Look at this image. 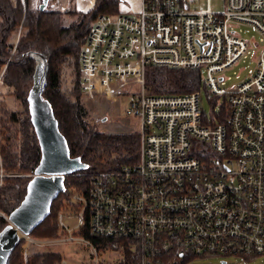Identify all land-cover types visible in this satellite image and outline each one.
<instances>
[{
	"label": "built area",
	"instance_id": "obj_1",
	"mask_svg": "<svg viewBox=\"0 0 264 264\" xmlns=\"http://www.w3.org/2000/svg\"><path fill=\"white\" fill-rule=\"evenodd\" d=\"M238 24L264 36V0H225L218 13L208 0L193 12L189 0H140L136 13L95 18L78 55L81 94L110 98L121 85H140L124 111L138 120L139 160L98 173L87 198L76 194L77 208L68 209L77 222L68 227L71 213L62 211L57 242H84L75 233L87 213L92 235L132 239L139 264H212L195 260L264 253V48L250 78L221 87V73L247 53L233 30ZM149 65L200 71L209 93L226 99L225 122L202 123L198 93L147 94ZM7 176L0 159V185Z\"/></svg>",
	"mask_w": 264,
	"mask_h": 264
},
{
	"label": "trees",
	"instance_id": "obj_2",
	"mask_svg": "<svg viewBox=\"0 0 264 264\" xmlns=\"http://www.w3.org/2000/svg\"><path fill=\"white\" fill-rule=\"evenodd\" d=\"M33 0H0V70L3 85L9 94L22 104L24 116L16 111L0 109V159L7 176L0 185V230L7 224L28 192V186L41 160L38 135L34 129L28 97L33 85L36 67L41 57L47 63L42 99L56 124L69 157L76 160L78 168L64 178L63 189L53 200L46 218L32 230L30 237L47 240L59 236L58 215L73 207V197H88L92 179L101 172L118 171L123 166L134 165L139 160V133H103L88 120V112L81 102L80 70L78 55L87 31L98 15H115L120 12L121 0H95L85 12L39 10ZM51 1V0H50ZM77 18L66 25L64 15ZM23 31L17 34V31ZM18 38L13 48L14 36ZM70 66L73 71L72 87L61 88L62 69ZM144 89L149 95H180L210 93L200 71L167 67L146 66ZM83 96V95H82ZM212 107L218 111L207 115L202 111V123H224L229 109L224 97H210ZM221 101L220 104H218ZM87 213L82 227L75 233L96 253L120 251L118 264H139L141 251L132 239H111L92 235L87 226ZM25 240L10 254L7 264H62V255L55 252L28 253L24 259Z\"/></svg>",
	"mask_w": 264,
	"mask_h": 264
},
{
	"label": "rangeland",
	"instance_id": "obj_3",
	"mask_svg": "<svg viewBox=\"0 0 264 264\" xmlns=\"http://www.w3.org/2000/svg\"><path fill=\"white\" fill-rule=\"evenodd\" d=\"M39 1V0H38ZM38 1L34 3L37 6ZM62 8H64L65 0H59ZM210 4V9L212 12L218 13L224 10L225 0H208ZM207 7V0H189V11H198ZM50 9V8H48ZM72 11H76L75 6L72 7ZM62 13L64 11H61ZM66 12V11H65ZM77 12V11H76ZM131 13V12H130ZM77 17L71 15L70 13L64 15L63 22L68 25L70 22L75 20ZM233 30L235 33L248 44L247 53L244 57H241L231 68H228L221 76L223 78V85L221 86L225 90H231L238 84L250 78L251 73L254 72L259 60V55L264 48V36L252 25L249 24H238ZM22 32V29L17 31ZM25 31V30H24ZM23 31V32H24ZM17 34H15L13 40V48L15 46V41H17ZM6 65H4L2 70L5 72ZM72 67L66 66L62 69V79L61 88L63 90H69L72 87L73 79ZM120 91L114 92L110 98L107 97H95L90 99L88 97L80 96L81 102L88 112L87 120L99 131L103 133H139L140 128L138 120L133 117L125 116V107L128 105L129 101L134 98L140 92V85L134 83H128L126 85H121L119 87ZM117 93V95H116ZM200 107L203 113L207 115H212L215 110L218 111L219 106L212 107V102L210 96H206L204 91L200 93ZM114 98V99H113ZM220 104L221 101H217ZM1 107L6 112L16 111L19 116H24V107L20 101L16 100L14 96L9 94V89L3 85V80L1 78L0 82V109ZM64 212L71 213V217L64 218V223L68 227L73 228L77 222L76 215H74L73 209H66ZM73 212V213H72ZM4 214L0 213L2 217ZM4 217V216H3ZM56 238L39 240L35 242H26L24 246V251L29 253L38 252H55L62 255L63 263L65 264H118L122 260V255L120 251L110 252V253H96L90 246L85 242H80L79 240H74L73 242H63L56 241ZM35 239V238H34ZM52 243H47V242ZM27 245V246H26ZM224 260L226 264H263L264 263V253L261 256L251 259H245L244 257H200L197 258L196 262L202 263H212L219 264ZM192 263V262H191ZM189 263V264H191Z\"/></svg>",
	"mask_w": 264,
	"mask_h": 264
},
{
	"label": "water",
	"instance_id": "obj_4",
	"mask_svg": "<svg viewBox=\"0 0 264 264\" xmlns=\"http://www.w3.org/2000/svg\"><path fill=\"white\" fill-rule=\"evenodd\" d=\"M47 1L42 0L40 11L45 9ZM46 73L47 63L41 57L28 97L41 160L28 186L27 195L19 208L10 215L8 224L0 230V264H7L21 236L29 235L46 218L51 203L63 189L64 178L79 167L77 161L69 157L51 111L42 99Z\"/></svg>",
	"mask_w": 264,
	"mask_h": 264
},
{
	"label": "crops",
	"instance_id": "obj_5",
	"mask_svg": "<svg viewBox=\"0 0 264 264\" xmlns=\"http://www.w3.org/2000/svg\"><path fill=\"white\" fill-rule=\"evenodd\" d=\"M38 0H33L35 3ZM39 3V1H38ZM64 8H62L61 3L59 0H48L45 9L50 8L49 10L52 11H72V7L75 6L77 12L85 13L89 11L94 3L95 0H65ZM38 5V4H37ZM140 8V0H121L119 5L120 11L136 13Z\"/></svg>",
	"mask_w": 264,
	"mask_h": 264
}]
</instances>
